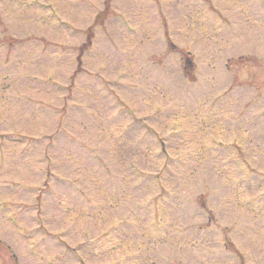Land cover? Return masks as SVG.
Wrapping results in <instances>:
<instances>
[{
  "label": "rangeland",
  "instance_id": "1",
  "mask_svg": "<svg viewBox=\"0 0 264 264\" xmlns=\"http://www.w3.org/2000/svg\"><path fill=\"white\" fill-rule=\"evenodd\" d=\"M104 1L0 0V264H264V0Z\"/></svg>",
  "mask_w": 264,
  "mask_h": 264
},
{
  "label": "trees",
  "instance_id": "2",
  "mask_svg": "<svg viewBox=\"0 0 264 264\" xmlns=\"http://www.w3.org/2000/svg\"><path fill=\"white\" fill-rule=\"evenodd\" d=\"M103 16H104L103 13L99 14L98 17H97V19H96V22H100V18H102ZM91 31H92V27L89 28V30H88V34H90Z\"/></svg>",
  "mask_w": 264,
  "mask_h": 264
}]
</instances>
